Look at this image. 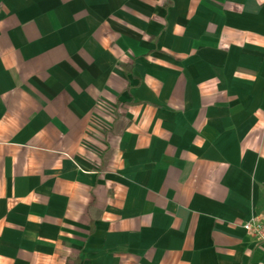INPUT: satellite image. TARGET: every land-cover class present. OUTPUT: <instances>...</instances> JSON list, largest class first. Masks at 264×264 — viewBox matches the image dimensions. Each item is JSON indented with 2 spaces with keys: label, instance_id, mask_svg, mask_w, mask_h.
<instances>
[{
  "label": "crops",
  "instance_id": "obj_1",
  "mask_svg": "<svg viewBox=\"0 0 264 264\" xmlns=\"http://www.w3.org/2000/svg\"><path fill=\"white\" fill-rule=\"evenodd\" d=\"M264 0H0V264H264Z\"/></svg>",
  "mask_w": 264,
  "mask_h": 264
},
{
  "label": "built area",
  "instance_id": "obj_2",
  "mask_svg": "<svg viewBox=\"0 0 264 264\" xmlns=\"http://www.w3.org/2000/svg\"><path fill=\"white\" fill-rule=\"evenodd\" d=\"M244 229L259 241L264 242V216L252 218L244 225Z\"/></svg>",
  "mask_w": 264,
  "mask_h": 264
}]
</instances>
